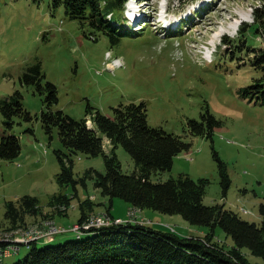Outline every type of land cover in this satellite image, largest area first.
<instances>
[{"label":"rangeland","instance_id":"374dc122","mask_svg":"<svg viewBox=\"0 0 264 264\" xmlns=\"http://www.w3.org/2000/svg\"><path fill=\"white\" fill-rule=\"evenodd\" d=\"M158 1L164 4L165 0H126L122 28H143L120 34L110 25L98 28L72 18L64 6H54L52 0H0V135L14 134L21 144L18 157L0 158V235L25 231L26 236L51 231L53 227L70 228L83 214L87 215L83 220L86 221L106 213L108 217L153 223L183 235H205L208 231L206 226L190 224L181 214L148 208L146 213L144 208L134 209L121 198H114L110 208L109 199L94 187L92 180H88L87 187L78 184L77 188L61 183L57 178L61 164L55 150H68L58 127L48 132L42 121V112L49 108L46 93L41 94L34 83L23 82L26 70L37 62L44 75L42 82L52 81L57 86L59 100L50 106L53 110L62 109L71 117L82 119L88 105L112 116V107L121 102L144 101L150 125L181 135L191 143L189 149L175 157L173 168L162 174L164 179L181 173L194 179L208 178L206 204H224L252 221L263 219L260 205L264 203V101L245 91L261 74L253 64L240 59V55L246 61L254 56L247 48L264 47L261 28L260 33L249 28L254 22V7L262 0H170L174 11L183 10L191 2L196 8L203 5L174 33L163 30L154 15H143L133 23L142 9L156 13ZM242 24H247L244 34L239 33ZM220 29L224 32L214 37ZM108 31L119 40L112 41ZM209 47L213 52L210 59L206 53ZM229 49H240L241 53L225 57ZM108 51L112 57H120L124 66L114 72L109 70L107 62L117 59L110 60ZM16 92L23 95V108L32 118L16 114L10 126L5 121L10 123L11 119H6L1 106ZM207 110L221 121L214 127L212 137L191 134L188 121H201ZM104 142L105 150L110 152L112 143L108 139ZM115 152L124 171L134 170V161L122 145L115 147ZM216 152L226 163L232 180L226 193ZM73 162L76 177L90 167L106 170L102 155L78 152L73 154ZM25 194L38 197L42 212L36 217L26 216L18 227L10 226L5 216L6 203ZM63 197L70 200V205L61 201ZM94 234L95 231H62L50 236L51 243L40 241L38 246L83 240ZM216 238L231 245L230 237L221 228L217 229ZM31 248L24 246L20 252L5 257L2 264L24 258ZM244 251L251 263H263L261 257Z\"/></svg>","mask_w":264,"mask_h":264},{"label":"trees","instance_id":"16d2710c","mask_svg":"<svg viewBox=\"0 0 264 264\" xmlns=\"http://www.w3.org/2000/svg\"><path fill=\"white\" fill-rule=\"evenodd\" d=\"M52 1L54 6H64L65 13L72 18L87 21L98 28L107 24L120 30L108 17L113 14L111 19L121 20L126 0ZM253 15L254 22L249 28L253 27L258 33L261 28L264 32V0L254 7ZM245 25L247 24L240 26L239 33L244 34ZM107 34L112 41L119 40L118 36L109 31ZM247 49L254 52V56L246 61L240 55V59L253 64L261 76L255 84L247 86L245 91L264 101V47ZM239 50H226L225 57L241 53ZM43 78L41 66L37 62L26 70L23 82L34 83L41 94L46 93L45 101L49 108L42 112V121L48 132H52L53 127H58L60 139L68 150H55L61 164V172L57 175L61 183L77 188L78 184L87 187L88 180H92L94 187L109 199L110 208L114 198H121L135 208H148L164 214H181L190 224L206 226L208 231L205 235H183L157 227L153 223L137 222L87 229L84 232L95 231V234L83 240L50 244L42 248L38 246L39 242L51 243L50 238L47 241L40 239L25 244L18 252L24 246H31L30 252L13 264H253L244 253L245 249L261 257L264 264V203L260 205L263 219L252 221L224 204H206L204 195L210 183L208 178L194 179L187 173H181L164 179L162 174L173 168L175 157L189 149L191 143L181 135L150 125L144 101L121 102L112 107V116L88 105L86 117L75 119L62 109L53 110L50 107L59 100L58 89L52 81L42 82ZM22 97L20 92H16L2 104L4 116L11 119L10 123L5 121L6 125L11 126L16 114L32 118L23 108ZM220 123L207 110L201 121L190 119L188 126L193 135L212 137L214 127ZM104 139H108L113 145L110 152L104 148ZM118 145H122L134 161L135 168L131 172L122 169L115 152ZM78 152L88 156L102 155L106 165L105 172L90 167L82 176L76 177L73 154ZM20 153L19 137L11 133L0 135V158L13 160ZM216 156L219 160L221 183L226 193L232 180L226 163L217 152ZM61 201L70 205L68 198L63 197ZM41 212L38 197L25 194L16 201L6 203L5 216L10 226L18 227L26 216L36 217ZM85 218L86 214H83L79 222H83ZM218 228L230 237V246L216 238Z\"/></svg>","mask_w":264,"mask_h":264},{"label":"bare ground","instance_id":"6f19581e","mask_svg":"<svg viewBox=\"0 0 264 264\" xmlns=\"http://www.w3.org/2000/svg\"><path fill=\"white\" fill-rule=\"evenodd\" d=\"M141 13H143V14H141ZM141 17H143V15L144 16H152L153 14H149L148 12H146V10H141ZM156 13H158V12H156ZM183 19V18H182ZM159 24V23H158ZM224 32V30L223 29H220L219 31H217V33H216V35L214 36V37H217L218 35H220L221 33H223ZM215 39V38H214ZM212 40V42L214 43V41H216V40ZM208 46V45H207ZM210 48V47H209ZM108 52H110L111 54H110V56H109V58H110V60H113V59H117L116 60V62L115 61H108L107 62V64H106V67L109 69V70H111L112 72H114V71H116L117 70V68H120V67H122V66H124V61L120 58V57H118V56H113L112 57V52L111 51H108ZM108 52H107V54H108ZM207 53V58H209L210 56H211V54L213 53L212 52V50H211V48H210V50L209 51H207L206 52ZM123 61V62H122ZM110 66V67H108V66ZM115 66H117V67H115ZM90 124V123H89ZM92 124V123H91ZM90 124V125H91ZM133 207V206H132ZM134 209H136L135 207H133ZM64 209V208H63ZM137 210H138V208H137ZM131 212V211H130ZM129 214H132V216L134 215V213H133V211L131 212V213H129ZM87 216V215H86ZM102 216H105V217H102ZM102 216H99V217H95V216H92V217H88L87 219H86V221H88L87 223H86V221H83L82 223H80V224H88L89 222H90V220H99V219H103V220H110V217H108L107 216V213L106 214H104V215H102ZM117 220H122L123 222H126V220H124L123 218H120V217H118V218H116ZM133 220V219H132ZM131 220V221H132ZM130 221V220H129ZM85 222V223H84ZM128 222V221H127ZM47 225V224H46ZM49 225V224H48ZM123 225V224H122ZM50 226H52V225H50ZM49 226V227H50ZM55 226V225H54ZM73 226H78V223L77 224H74ZM36 227V226H35ZM42 228V227H41ZM53 228H64V227H53ZM53 228H51L50 230H52ZM8 229V228H7ZM17 229V228H16ZM25 229V228H24ZM37 229V228H36ZM39 229V228H38ZM44 229V228H43ZM48 229V228H47ZM23 230V229H22ZM49 230V229H48ZM85 230H87V229H84V231ZM21 231V230H20ZM83 231V232H84ZM16 232V231H15ZM11 233V234H7V235H0V249L2 248V245H4L5 244V238H15V235H16V233ZM62 232V231H61ZM76 232H79V233H82L81 231H76ZM26 232L24 231V232H20L19 233V231H18V234L17 235H21V234H25ZM47 233V231L45 232V231H38V232H32V234H46ZM57 233V232H56ZM53 234H55V233H53ZM52 234H47V235H43V236H41L40 238H31V239H28V242H27V244H30V242H32V241H35V240H42V239H44L45 241H47L48 239H49V237L51 236ZM10 249H17V241H9V247H3L2 248V251H1V260H0V264H2L3 263V260H4V258L5 257H9L10 255H12V254H15V253H17L20 249H17V252H14L13 253V250H10Z\"/></svg>","mask_w":264,"mask_h":264},{"label":"built area","instance_id":"2783aa9c","mask_svg":"<svg viewBox=\"0 0 264 264\" xmlns=\"http://www.w3.org/2000/svg\"><path fill=\"white\" fill-rule=\"evenodd\" d=\"M135 222V221H133ZM129 222H123L122 220H117L116 217H111L110 215V220H103V219H99V220H90V222L88 224H80V222H78V226H72L70 228H53L51 231H47L46 234H32L29 233L28 235H15V238H5V244L2 245L3 247H9V241H17V249H21V247L25 244H27L28 239L31 238H40L43 235H47V234H53L56 232H60V231H81L83 232L84 229H96L99 227H107V225H119V224H127ZM26 234V233H25ZM2 248L0 249V260H1V251ZM17 249H10L13 250L14 252H17Z\"/></svg>","mask_w":264,"mask_h":264},{"label":"crops","instance_id":"0c3cea01","mask_svg":"<svg viewBox=\"0 0 264 264\" xmlns=\"http://www.w3.org/2000/svg\"><path fill=\"white\" fill-rule=\"evenodd\" d=\"M107 198V197H106ZM112 205H113V203H112ZM112 210V209H111ZM145 212L147 213L148 211L145 209ZM112 214L113 215H115V216H120V215H117V214H115V212H112ZM80 218V217H79ZM79 220V219H78ZM64 224H67L66 223V221L65 222H63ZM61 232V231H60ZM58 233V232H57ZM50 239H51V237H49Z\"/></svg>","mask_w":264,"mask_h":264}]
</instances>
